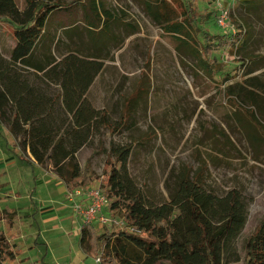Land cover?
<instances>
[{
	"label": "rangeland",
	"instance_id": "1",
	"mask_svg": "<svg viewBox=\"0 0 264 264\" xmlns=\"http://www.w3.org/2000/svg\"><path fill=\"white\" fill-rule=\"evenodd\" d=\"M58 1L69 8L51 14V38L40 45L39 55L51 48L55 57L73 53L100 63L86 96L115 127H91L74 160L67 162L81 176L94 178L89 186L79 184L76 189L102 188L112 144H133L129 171L155 203L171 199L183 170L199 173L208 192L225 196L234 191L243 197L246 223L225 248L222 264H244L247 240L264 220V5L185 0L196 14L210 15L205 28L234 41L211 54L219 69L213 76L188 44L163 32L144 0H99L102 10L111 14L106 34L88 28L79 1L73 5L76 0ZM14 2L21 11L29 6L28 0ZM223 13L228 15L226 26L219 23ZM14 44L9 25L0 23V66L10 59ZM29 76L48 96L60 91L57 85L47 87ZM82 130L87 134L86 128ZM21 154L33 157L8 126L0 124V208L17 209L14 241L25 252L10 264H42L45 256L51 264H66L69 259L74 264H100L91 260L88 242H81L85 227L68 198L66 181L58 175L61 181L52 184L50 175L56 174L52 162L39 165ZM65 176L70 178V172ZM122 215L118 210L114 217ZM95 228L118 229L116 224ZM37 242L46 244L34 247Z\"/></svg>",
	"mask_w": 264,
	"mask_h": 264
},
{
	"label": "trees",
	"instance_id": "2",
	"mask_svg": "<svg viewBox=\"0 0 264 264\" xmlns=\"http://www.w3.org/2000/svg\"><path fill=\"white\" fill-rule=\"evenodd\" d=\"M78 1L88 28L105 33L111 14L102 10L99 0H76L71 5ZM244 1L255 7L264 5V0ZM144 2L148 14L163 32L188 44L206 72L217 75L219 69L211 54L234 41L204 27L210 15L196 14L185 0ZM28 3V8L21 11L14 0H0V23L9 25L15 41L10 59L4 67L0 66V124L8 126L36 163L52 162L56 174L66 181L71 192L79 184L89 186L94 178L81 176L78 168L67 162L74 160L91 127H115L89 104L86 96L100 63L73 53L55 57L51 48L39 55L40 45L51 38V14L68 9L69 5L58 0ZM30 74L47 87L59 86L60 91L46 95L37 82L30 80ZM253 90L249 91L250 96L255 94ZM227 95L237 103L230 97L232 91H227ZM251 116L257 121L253 113ZM82 128H86L87 134ZM71 136L73 139H69ZM132 152L133 144H112L102 180L109 210L123 211L128 228L100 232L94 226H85L81 242H88L90 256L100 259V264H222L225 248L246 223V204L241 194L232 191L225 196L214 195L203 188L202 175L183 170L171 199L155 203L129 171ZM21 157L32 161L23 154ZM65 171L70 172V178ZM18 219L15 207L0 208V264H10L24 252L14 241ZM45 257L42 264H49ZM244 264H264V220L247 240Z\"/></svg>",
	"mask_w": 264,
	"mask_h": 264
},
{
	"label": "built area",
	"instance_id": "3",
	"mask_svg": "<svg viewBox=\"0 0 264 264\" xmlns=\"http://www.w3.org/2000/svg\"><path fill=\"white\" fill-rule=\"evenodd\" d=\"M228 15L223 13L219 23L227 25ZM68 198L73 202L76 215L82 217L83 226H100L110 228L114 224L120 229L128 228L124 219V213L121 217H114L116 211H110L108 208V198L104 190L99 187L79 188L71 191ZM133 230V229H131ZM100 262V259H97Z\"/></svg>",
	"mask_w": 264,
	"mask_h": 264
},
{
	"label": "crops",
	"instance_id": "4",
	"mask_svg": "<svg viewBox=\"0 0 264 264\" xmlns=\"http://www.w3.org/2000/svg\"><path fill=\"white\" fill-rule=\"evenodd\" d=\"M30 159H32L34 162H35V160L33 159V157H30ZM36 163V162H35ZM50 177H51V180H52V184H55V185H58L57 183H59V181H61L59 178V176L57 175V174H55L54 173V175L53 176H51L50 175ZM62 192L64 193L65 192V190H64V188L62 187ZM11 207H13V206H11ZM43 208L42 209H40V213L42 212L43 213ZM40 213H38V210H37V215H36V219H38V216L40 215ZM57 217H53L51 220H55ZM50 220V219H49ZM70 222L71 223H73L74 222V220L73 219H70ZM41 244H44V243H39V245H41ZM46 244V243H45ZM34 247H37V245H34ZM24 254H25V252H23ZM23 254V255H24ZM27 258V261L26 262H30V260H28V257H26ZM90 258H91V260H92V258L93 257H91L90 256ZM94 259V258H93ZM45 261L47 262V263H49L46 259H45ZM94 261H97V259H94ZM98 262V261H97ZM41 263H42V261H41ZM49 264H51V263H49ZM66 264H74V263H72V260L71 259H69L67 262H66ZM91 264V263H90Z\"/></svg>",
	"mask_w": 264,
	"mask_h": 264
}]
</instances>
